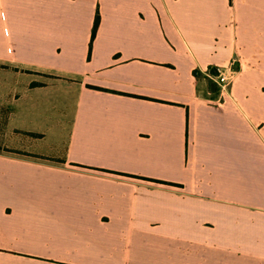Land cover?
Here are the masks:
<instances>
[{
    "label": "crops",
    "instance_id": "1",
    "mask_svg": "<svg viewBox=\"0 0 264 264\" xmlns=\"http://www.w3.org/2000/svg\"><path fill=\"white\" fill-rule=\"evenodd\" d=\"M0 108V264H264V0H0Z\"/></svg>",
    "mask_w": 264,
    "mask_h": 264
},
{
    "label": "built area",
    "instance_id": "2",
    "mask_svg": "<svg viewBox=\"0 0 264 264\" xmlns=\"http://www.w3.org/2000/svg\"><path fill=\"white\" fill-rule=\"evenodd\" d=\"M235 60H232L227 67L216 69V74L209 77L219 87L220 91H224L228 85L233 81L235 76L234 64Z\"/></svg>",
    "mask_w": 264,
    "mask_h": 264
},
{
    "label": "rangeland",
    "instance_id": "3",
    "mask_svg": "<svg viewBox=\"0 0 264 264\" xmlns=\"http://www.w3.org/2000/svg\"><path fill=\"white\" fill-rule=\"evenodd\" d=\"M41 81H46V77H41ZM203 88L205 92H209L211 97H216L219 93V87L211 79L203 81ZM7 110L0 108V147H2V134L5 133V119Z\"/></svg>",
    "mask_w": 264,
    "mask_h": 264
},
{
    "label": "trees",
    "instance_id": "4",
    "mask_svg": "<svg viewBox=\"0 0 264 264\" xmlns=\"http://www.w3.org/2000/svg\"><path fill=\"white\" fill-rule=\"evenodd\" d=\"M98 21H99V16L96 15L95 20H94V25H93V28H92L91 39L94 38L95 30H96L97 25H98ZM193 74L196 77L198 73L195 71ZM211 74H212L211 76H214L216 74V70L215 71H211Z\"/></svg>",
    "mask_w": 264,
    "mask_h": 264
}]
</instances>
